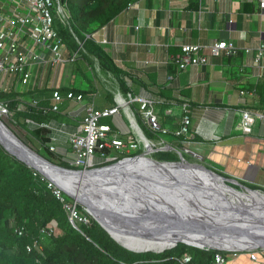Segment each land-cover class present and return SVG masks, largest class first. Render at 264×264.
Wrapping results in <instances>:
<instances>
[{"label": "crops", "instance_id": "1", "mask_svg": "<svg viewBox=\"0 0 264 264\" xmlns=\"http://www.w3.org/2000/svg\"><path fill=\"white\" fill-rule=\"evenodd\" d=\"M94 38L130 76L132 97L155 100L160 120L169 129L163 136L169 145L182 144L174 131L181 125L185 105L191 118L188 144L205 164L241 182L264 187V116L257 119L251 133L239 126L242 109L264 114L260 95L253 91L264 80V60L262 66L254 63L257 47L264 41V9L258 0H137V6L122 10ZM220 39L232 40L240 52L229 57L207 52L206 64L183 70L169 61V55L179 52L183 44H211ZM93 64L94 71L89 68L85 76L76 64L68 70L59 65L54 71L43 63L35 65L34 76L20 91L43 86L89 88L88 80L97 78L102 82L103 76L116 83L115 89L110 87L112 90L121 91L113 73L101 71L96 61ZM19 82L22 76H2L0 89L10 90ZM85 99L69 101L70 109L54 120L64 126L63 136L67 139H52L58 154L67 161L75 156L69 137L85 114L90 97ZM138 105L135 101L131 108L136 110ZM121 113L106 118L111 123H105L123 135L131 125L125 112ZM227 264H264V255L261 253L255 261L246 252Z\"/></svg>", "mask_w": 264, "mask_h": 264}, {"label": "trees", "instance_id": "2", "mask_svg": "<svg viewBox=\"0 0 264 264\" xmlns=\"http://www.w3.org/2000/svg\"><path fill=\"white\" fill-rule=\"evenodd\" d=\"M134 1L137 0H66L64 11L68 25L63 21L55 23L69 52L78 54L75 63L79 73L85 76L89 68L93 70V63L97 59L101 71H109L115 75L128 100L132 98L130 76L112 60L93 35ZM88 82L89 88L61 87L60 90L63 94L69 90L83 92L85 97L97 92L95 104L100 109L118 105L115 96L101 80L96 78L95 81ZM254 87L264 108V80ZM53 92L54 88L47 86L25 91L17 90L16 87L9 91L0 89V99L7 101L10 107L9 115H0V118L19 138L49 160L75 168L49 148L53 138L49 124L59 120L64 112L62 105L71 101L65 100L59 111H53ZM105 121L111 123L103 118L102 122ZM140 124L149 138L156 139L157 136L147 126L141 122ZM143 151L142 146L137 151L100 166ZM184 155L187 159L191 157ZM155 156L168 161L179 160V154L175 150L159 151ZM33 171L34 168L12 154L0 142V264H184L182 257L185 253L191 255L188 264H213L214 254L218 249H204L185 242H179L161 252L129 249L113 238L80 203H77L78 211L88 217L90 222L76 220L77 227L74 226L70 221L69 211L48 187L47 180L35 177ZM242 183L264 190V187L255 184ZM50 223H54L56 227L51 236L42 240V250L29 251L27 246L39 239L41 229ZM17 227L25 228L22 235L17 232ZM261 253L264 255V252Z\"/></svg>", "mask_w": 264, "mask_h": 264}, {"label": "water", "instance_id": "3", "mask_svg": "<svg viewBox=\"0 0 264 264\" xmlns=\"http://www.w3.org/2000/svg\"><path fill=\"white\" fill-rule=\"evenodd\" d=\"M95 61L99 65V61ZM102 82L148 140L137 124L129 101L121 91L112 90L105 81ZM0 142L28 166L38 169L49 179L54 178L59 186L62 183L73 187L78 195H84L94 203L98 213H109L114 221L123 226L136 224L145 230L163 229L162 232L168 234L166 238L170 239L163 249L127 246L89 211L78 196L62 187L68 195L85 205L87 211L113 238L129 249L161 252L179 242L204 249L227 251L264 249V190L252 188L237 177L228 176L205 163L190 161L181 151H177L179 160L174 161L155 156L159 151L174 149L171 145L159 148L151 146L150 149L146 147L140 154L104 166L78 169L49 160L19 138L1 118ZM219 182L233 189L256 192L262 197L234 198L216 184ZM157 233L145 240H155L157 244L160 240L162 244ZM182 235L188 236L193 242L181 239L179 236Z\"/></svg>", "mask_w": 264, "mask_h": 264}, {"label": "built area", "instance_id": "4", "mask_svg": "<svg viewBox=\"0 0 264 264\" xmlns=\"http://www.w3.org/2000/svg\"><path fill=\"white\" fill-rule=\"evenodd\" d=\"M258 2L260 8L264 9V0H258ZM65 3L66 0H0V77L22 76V82L25 84L33 75L31 67L34 65L43 63L47 68H56L59 65L62 66L63 63L77 60V52H69L66 56L65 51L68 48L55 26L57 21H63L68 25L64 11ZM135 6H137V1L129 3L127 8ZM38 48L41 49L38 50ZM246 51H249V48H246ZM207 52L217 57H229L238 54L240 48L232 40L226 39L216 40L211 44H183L179 52L169 55V61L176 63L180 70L190 65L201 66L208 61ZM263 60L264 41L257 47L254 63L257 66H262ZM4 90L9 91L8 88ZM253 91L256 93V89ZM241 93L244 94L245 90H242ZM96 95L97 92L90 95V99L86 102L82 121L77 130L70 134L69 143L75 155L72 161H69L72 166L78 169L95 168L105 162L117 159L119 156L114 154L115 151L129 154L132 151L139 150L143 145L144 150L149 145L156 148L169 145L163 139V136L169 133V129L162 125L156 110L155 100L143 96L132 97L131 100L127 99L130 106L135 101L139 104L136 110L133 109L138 126L143 130L141 122L157 136L156 139H151L145 134L147 140L137 129L136 123L128 112L127 118L131 130L123 135L117 133L110 124L102 122L103 118L122 114L124 108L119 103L111 107L97 108L95 104ZM65 100L83 102L86 99L83 92L69 90L66 94H63L60 87H55L51 109L56 112L59 111ZM21 104L20 107H22ZM183 110L185 113L181 125L174 131L175 136L181 139L182 144L178 147L173 146L174 149L169 148L168 150L181 151L183 154L203 160V157L188 144L187 136L190 131L191 118L187 106L184 105ZM171 111L169 109L168 112ZM9 113V103L0 99V115L7 116ZM240 115L239 126L245 133H251L257 119L264 116V114H258L249 109L240 110ZM49 148L52 152L58 153V147L53 139L49 143ZM33 174L41 180H47L48 187L53 190L56 197L63 203L64 208L69 211V218L74 226L77 227L76 220L85 223L90 222L88 217L81 215L78 211L77 203L79 202L77 200L74 202L67 200L65 191L61 186L42 174L38 169L34 168ZM55 227L54 223L43 227L41 237L35 240L34 243L29 244L27 249L29 251L42 250V240L51 236ZM16 230L22 235L25 228L17 227ZM241 252H247L252 260L258 261L263 251L218 250L214 254L213 264H227L230 259L239 257ZM190 261L191 255L185 253L182 262L188 264Z\"/></svg>", "mask_w": 264, "mask_h": 264}, {"label": "bare ground", "instance_id": "5", "mask_svg": "<svg viewBox=\"0 0 264 264\" xmlns=\"http://www.w3.org/2000/svg\"><path fill=\"white\" fill-rule=\"evenodd\" d=\"M149 149H150V145H149ZM73 174V173H71ZM76 176H78L79 174L74 173ZM202 176L204 178H206L205 174H202ZM54 182H56L58 185L59 183L54 179L51 178ZM212 181V180H211ZM220 188H222L223 190H225V192H227V194L231 195L232 197L236 198H259L262 197L260 194L256 193V192H251V191H245V190H241L240 188H230L228 186H226L225 184H223L222 182L216 183ZM61 187L67 189L71 194L76 195L80 198V200L85 203L86 206H88V209L90 212H92L95 217H97L109 230L110 232L122 243H124L127 246L130 247H135V248H140V247H149L151 249H163V247H165V245H167V243H169V238H166V235H168L167 233H163V229H159V228H155V229H141L139 228V226H137L136 222H132L135 226L133 225H127V226H123L121 223H118V221H114L113 217L109 215V213H103V211L101 212H97L95 210L96 206L94 205L93 202H90L88 199H86L84 197V195H78V193H76L75 189L73 187H70L69 185L66 184H62L61 183ZM137 226V227H136ZM160 233H157V232ZM149 232V233H147ZM157 233L158 237H161L162 240V244H160V240L159 243L157 244V241L155 240H145V238L149 237L152 234ZM181 237V239L187 240L189 242H193V240H191V238H189L186 235H182L179 236ZM195 243H198L196 241H194Z\"/></svg>", "mask_w": 264, "mask_h": 264}, {"label": "rangeland", "instance_id": "6", "mask_svg": "<svg viewBox=\"0 0 264 264\" xmlns=\"http://www.w3.org/2000/svg\"><path fill=\"white\" fill-rule=\"evenodd\" d=\"M30 45H31V43H30ZM39 49H41V48H38V50ZM76 62V61H75ZM75 62H71L72 64H76ZM65 64H67V63H63V65H62V67H63V69H66V70H68L69 68H71V66H73L72 64H69V66H67V65H65ZM35 66V65H34ZM34 66H32L31 67V70H32V72L34 73ZM38 66V65H37ZM54 69H56L55 67H53V71H54ZM34 76V75H33ZM94 77L92 76V79H93ZM103 80L105 81V83L107 84V86H109V87H113L114 89H115V86H116V83L115 82H111L112 81V79H110V78H105L104 76H103ZM86 79H88V78H86ZM90 79V78H89ZM25 85H24V83L23 82H19V83H17V86H16V89L17 90H21L23 87H24ZM25 87H27V85L25 86ZM107 89H109V88H107ZM69 102V101H68ZM62 105V104H61ZM62 109H64V112H65V110H67V109H70L67 105H62ZM125 114V113H124ZM126 116V117H125ZM124 117L125 118H127V115L125 114L124 115ZM128 120V119H127ZM81 121H82V119H81ZM63 125H61L60 123H57L56 121H53L52 122V126H51V128H52V131H51V135H52V137L53 138H55V139H57L58 141H61V140H64V139H67V137L65 136H63ZM143 145V144H142ZM144 146V145H143ZM133 152V151H132ZM114 154L115 155H118V156H122V155H124V154H127V153H120L119 151H115L114 152ZM188 157V156H187ZM192 157V158H191ZM191 157H188L189 159L188 160H190V161H197V162H202V163H205L203 160H198L197 158H195V157H193V156H191ZM207 163L209 164V165H211L210 164V162H208L207 161ZM65 194H66V197L68 198V199H70L71 201H73V200H75L72 196H70V195H68L66 192H65ZM80 203V202H79ZM83 207H84V209L87 211V208H86V206L85 205H83L82 203H80ZM88 212V211H87ZM262 250V249H261ZM264 250V249H263ZM231 258V257H230Z\"/></svg>", "mask_w": 264, "mask_h": 264}]
</instances>
